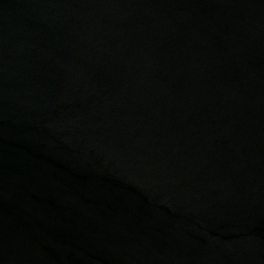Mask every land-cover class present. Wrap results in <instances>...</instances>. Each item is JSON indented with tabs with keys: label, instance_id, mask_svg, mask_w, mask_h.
I'll return each mask as SVG.
<instances>
[{
	"label": "water",
	"instance_id": "water-1",
	"mask_svg": "<svg viewBox=\"0 0 264 264\" xmlns=\"http://www.w3.org/2000/svg\"><path fill=\"white\" fill-rule=\"evenodd\" d=\"M0 264H264V0H0Z\"/></svg>",
	"mask_w": 264,
	"mask_h": 264
}]
</instances>
